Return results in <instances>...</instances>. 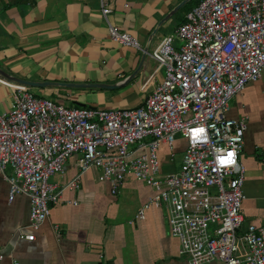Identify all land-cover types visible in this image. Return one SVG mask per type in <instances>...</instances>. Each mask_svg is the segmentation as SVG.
<instances>
[{"label": "built area", "instance_id": "2783aa9c", "mask_svg": "<svg viewBox=\"0 0 264 264\" xmlns=\"http://www.w3.org/2000/svg\"><path fill=\"white\" fill-rule=\"evenodd\" d=\"M99 1L105 18L109 9ZM107 31L112 41L138 48L134 37L108 22ZM149 56L163 77L133 107H68L14 85L9 109L0 113V179L7 201L27 196L34 230L64 190L79 187L86 170L111 180L112 194L130 174L153 190L135 219L143 218L148 204L164 206L187 264H264V227L250 224L236 234L246 124L243 116L226 115L229 100L262 77L264 0H198ZM178 138L179 167L160 174L159 147L165 145L171 157ZM71 155L77 156L74 176L60 185L49 181ZM17 237L32 240L33 234Z\"/></svg>", "mask_w": 264, "mask_h": 264}, {"label": "crops", "instance_id": "0c3cea01", "mask_svg": "<svg viewBox=\"0 0 264 264\" xmlns=\"http://www.w3.org/2000/svg\"><path fill=\"white\" fill-rule=\"evenodd\" d=\"M104 1L105 18L99 0H0V68L20 79L57 83L28 88L68 107L140 104L163 77L149 53L198 0L175 10L182 0ZM107 22L134 37L138 48L112 41ZM14 85L0 77V113L9 109ZM226 115L243 116L246 124L238 157L244 169L240 235L247 225L264 227V70L229 100ZM182 150L178 138L172 152L180 160ZM169 153L159 147L160 174L179 167ZM76 172L77 156L71 155L49 181L60 185ZM111 183L97 169L86 170L79 187L64 190L32 230L27 196L7 201V184L0 179V264H187L178 255L164 206L148 204L143 218L135 219L153 190L130 174L113 194ZM18 232L33 238L20 239Z\"/></svg>", "mask_w": 264, "mask_h": 264}, {"label": "water", "instance_id": "95a60500", "mask_svg": "<svg viewBox=\"0 0 264 264\" xmlns=\"http://www.w3.org/2000/svg\"><path fill=\"white\" fill-rule=\"evenodd\" d=\"M187 0H182L180 1L174 8L177 9L179 8L182 4H184ZM0 77L8 82H12L16 85H20V86H23V87H42V86H46V85H52V84H57V83H53V82H48V81H30V80H24V79H20V78H17L11 74H8L7 72H5L4 70H2L0 68ZM59 84V83H58ZM66 86H72V84H64ZM80 86H84V87H87L88 84H82Z\"/></svg>", "mask_w": 264, "mask_h": 264}, {"label": "rangeland", "instance_id": "374dc122", "mask_svg": "<svg viewBox=\"0 0 264 264\" xmlns=\"http://www.w3.org/2000/svg\"><path fill=\"white\" fill-rule=\"evenodd\" d=\"M189 4V3H188ZM178 44H180V42L178 41ZM25 89H27L28 91H29V89L30 90H34L33 88H28V87H24ZM39 95V94H38ZM134 145L135 144H133V145H129V146H127V149L128 150H130L131 148H133L134 147ZM174 156L172 157V163L174 164V165H176V166H178V163H179V161H180V155H178V153H175V154H173Z\"/></svg>", "mask_w": 264, "mask_h": 264}, {"label": "trees", "instance_id": "16d2710c", "mask_svg": "<svg viewBox=\"0 0 264 264\" xmlns=\"http://www.w3.org/2000/svg\"><path fill=\"white\" fill-rule=\"evenodd\" d=\"M190 1V0H189ZM189 1L187 3H189Z\"/></svg>", "mask_w": 264, "mask_h": 264}, {"label": "snow or ice", "instance_id": "6c2138e0", "mask_svg": "<svg viewBox=\"0 0 264 264\" xmlns=\"http://www.w3.org/2000/svg\"><path fill=\"white\" fill-rule=\"evenodd\" d=\"M201 131H203V130H201Z\"/></svg>", "mask_w": 264, "mask_h": 264}]
</instances>
